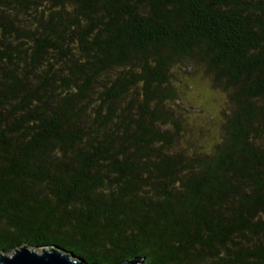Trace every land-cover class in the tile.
Returning <instances> with one entry per match:
<instances>
[{"label":"trees","instance_id":"16d2710c","mask_svg":"<svg viewBox=\"0 0 264 264\" xmlns=\"http://www.w3.org/2000/svg\"><path fill=\"white\" fill-rule=\"evenodd\" d=\"M184 68L223 93L203 137ZM23 245L264 264V0H0V251Z\"/></svg>","mask_w":264,"mask_h":264},{"label":"rangeland","instance_id":"374dc122","mask_svg":"<svg viewBox=\"0 0 264 264\" xmlns=\"http://www.w3.org/2000/svg\"><path fill=\"white\" fill-rule=\"evenodd\" d=\"M182 71L184 74L182 86L186 89V94L180 103L184 105L181 106L180 112L186 116L188 123H192L193 129H196L195 125H200L197 130H204L203 132L198 131L201 132V137H203V134L212 130L217 122V117L214 114H220V110H223V93L221 91H213L207 83L206 87H201L202 80L196 79V75H194L195 69L184 68ZM219 100L222 102L221 106L219 105ZM211 113H213V118ZM37 249L39 250L40 248Z\"/></svg>","mask_w":264,"mask_h":264},{"label":"water","instance_id":"95a60500","mask_svg":"<svg viewBox=\"0 0 264 264\" xmlns=\"http://www.w3.org/2000/svg\"><path fill=\"white\" fill-rule=\"evenodd\" d=\"M142 258H134L119 264H141ZM0 264H86L84 259L74 255L73 252L50 246L39 250L35 247L23 245L7 254L0 251Z\"/></svg>","mask_w":264,"mask_h":264}]
</instances>
